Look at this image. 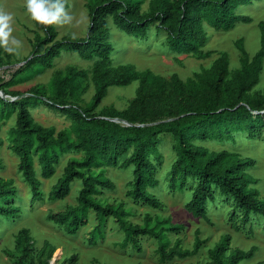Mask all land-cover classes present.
<instances>
[{
    "label": "trees",
    "instance_id": "trees-1",
    "mask_svg": "<svg viewBox=\"0 0 264 264\" xmlns=\"http://www.w3.org/2000/svg\"><path fill=\"white\" fill-rule=\"evenodd\" d=\"M252 1L149 0L143 11V0H87L89 23L81 37L56 38V24L34 20L36 31L42 35L36 33L23 65L9 80L0 83V89L7 95L0 96V116L7 118L14 113V124L8 130V147L18 157L17 168L29 186L32 200L64 199L75 180L81 183L76 202L63 210L49 212V219L67 234L75 235L93 212L96 225L91 231L92 240L103 237L101 227L112 218L123 234V244L138 252L142 251V237L153 238L161 262L197 254L205 243L199 229L194 231L191 248L184 247L178 236H171L180 233L182 224L148 212L142 224L133 222L123 201L102 202L100 198L103 190L115 189L114 181L105 175L106 168H131L127 196L151 208L161 207L162 201L153 192L160 184L153 157L155 161L161 159L158 145L162 135L169 134L175 158L169 169L168 187L171 191L183 190L189 180L193 182L191 196L184 204L188 213L209 223V202L214 204L216 195L221 194L232 207L228 215L230 229L238 232L247 225L251 231L253 219L264 225V196L255 186L259 179L250 172L254 158L236 150L211 149L204 144L233 140V131H244L251 137L264 127V91H253L263 68L264 22H258L259 47L253 55H249L242 39L236 40L239 67L231 71L228 54L223 51L210 67L201 68L185 79L176 73L166 78L149 68L139 70L132 63L114 65L111 60L114 48L110 42L111 24L134 38H145L154 25L165 32L171 50L208 57L211 51L204 50L207 27L228 30L239 22L250 23L253 18L237 9ZM62 52L77 53L80 58L91 60L90 72L68 65L64 71L52 73L47 88L31 86L25 91L7 88L24 71L52 67V60ZM11 58L12 53L0 45V66ZM134 81H137L135 93L125 108L109 105L99 109L110 87L127 86ZM89 82L93 84V94L82 106L79 100ZM40 103L67 116L70 126L56 130L37 122L30 106ZM112 118L123 119L128 124ZM69 152L80 156L66 160L45 195L40 178L52 177L63 155ZM11 184L10 180L0 178V214L5 217H14L21 211L12 202L15 188ZM21 237L18 238L20 257L15 264H51L55 250L52 244L45 241L33 253L29 231L24 229ZM256 249L254 245L246 250L233 247L230 233H224L207 250L206 264H241L251 259ZM76 260L77 255L73 254L60 264H75Z\"/></svg>",
    "mask_w": 264,
    "mask_h": 264
},
{
    "label": "rangeland",
    "instance_id": "rangeland-1",
    "mask_svg": "<svg viewBox=\"0 0 264 264\" xmlns=\"http://www.w3.org/2000/svg\"><path fill=\"white\" fill-rule=\"evenodd\" d=\"M149 0H143L142 10L147 9ZM87 0H65L66 10L72 15V21L68 24H56L58 32L56 38L64 35L81 37L85 35L89 16L86 8ZM0 12H11L13 14L12 36L21 41L16 51L11 52L12 58L9 63L0 66V83L9 80L13 73L20 68V64L27 57L32 49L36 33L34 19L26 10V0H0ZM237 12L250 15L253 20L250 23H237L228 30H216L207 27V41L204 50H210L208 57L198 58L189 53H177L171 50L166 42V34L152 25L145 38L128 37L111 24L110 42L113 46L111 60L114 65L132 63L137 69L149 68L157 74L169 77L176 73L181 79L199 72L201 68L210 67L212 61L225 51L229 57V68L239 67L240 53L235 46L237 39H242L244 47L249 55H253L259 47L260 30L258 22H264V0H253L252 3L242 5ZM73 65L85 69L88 73L92 65L91 60L80 58L77 53L62 52L59 57L52 60V67H37L30 72L24 71L18 75L17 81L8 85L10 90L25 91L31 86L47 88L52 73L55 70L64 71L65 67ZM137 81L127 86H112L108 89L106 96L100 104V108L113 105L118 109L127 106L128 101L134 96ZM41 89V90H42ZM253 91H264V61L260 73V80L253 88ZM93 94V84L89 82L87 91L82 95L79 104L84 106ZM98 109V110H99ZM33 118L44 126H53L56 130L68 128L70 119L61 112L51 109L42 103L30 106ZM14 113L9 117L0 116V178L10 180L15 188L13 204L21 207V211L14 217H5L0 214V264H15L20 257L18 249V238L22 239L21 232L24 229L29 231L32 238L30 249L34 251L42 247L48 241L55 248L51 264H60L70 255H77L75 264H206L209 260L207 250L211 248L224 233H230L231 245L241 249H248L256 246L254 255L249 260L241 261V264H264V225L253 219V227L248 231L244 226L241 231H234L229 228L228 215L232 210L229 202L222 199L221 194L216 195L214 204L209 202L208 216L210 222L202 218L194 217L188 213L184 204L191 196L193 182L188 181L183 190L171 191L168 187L169 169L175 158V151L172 148V139L169 134L162 135V141L158 145V152L161 155L159 161H153L156 165V175L160 184L153 190L156 196L162 201L159 208H151L147 205L136 203L128 197L126 191L129 188L128 182L132 178L131 168L120 169L116 167L106 168L105 175L115 183V189L103 190L100 196L102 202L123 201L129 211L128 218L142 224L145 213L160 217H168L173 223H180L183 229L178 234H171L172 238L179 237L184 247L191 248L195 229L200 230V238L205 240L204 245L195 255L161 262L156 253V242L149 236L141 238L142 251L138 252L129 244H123V234L115 223L109 218L103 230V237L90 239L93 227L96 225L93 212L89 213L87 223L80 228L75 235H69L48 218L49 212L63 210L67 205L76 202V196L80 188V181L75 180L71 186L70 193L61 200L51 201L47 198L32 200L29 186L18 170V157L8 147V130L14 124ZM253 136H248L244 131H233V140L209 141L204 143L211 149L222 148L236 150L243 156L254 158V167L250 172L259 179L255 185L264 196V127L258 128ZM80 154L69 152L61 158L56 166L55 174L50 178H40L41 189L47 194L52 184L60 175L63 165L68 158H78ZM39 175V167L36 165ZM212 204V205H211ZM253 218V217H252ZM92 242H90V241ZM25 257L22 259L24 260Z\"/></svg>",
    "mask_w": 264,
    "mask_h": 264
},
{
    "label": "clouds",
    "instance_id": "clouds-1",
    "mask_svg": "<svg viewBox=\"0 0 264 264\" xmlns=\"http://www.w3.org/2000/svg\"><path fill=\"white\" fill-rule=\"evenodd\" d=\"M26 10L31 17L42 24H68L72 15L66 10L65 0H26ZM13 14L0 12V45L5 51L14 52L21 41L12 36Z\"/></svg>",
    "mask_w": 264,
    "mask_h": 264
},
{
    "label": "water",
    "instance_id": "water-1",
    "mask_svg": "<svg viewBox=\"0 0 264 264\" xmlns=\"http://www.w3.org/2000/svg\"><path fill=\"white\" fill-rule=\"evenodd\" d=\"M23 62H21L20 64H22ZM0 96L1 97H6L7 95H5L4 93H3V91L0 89ZM113 120H115V121H117V122H124V123H127L125 120H123V119H120V118H112ZM128 124V123H127Z\"/></svg>",
    "mask_w": 264,
    "mask_h": 264
}]
</instances>
